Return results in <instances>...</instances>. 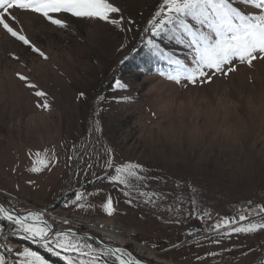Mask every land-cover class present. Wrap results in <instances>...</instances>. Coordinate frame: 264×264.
<instances>
[{
	"label": "rangeland",
	"instance_id": "374dc122",
	"mask_svg": "<svg viewBox=\"0 0 264 264\" xmlns=\"http://www.w3.org/2000/svg\"><path fill=\"white\" fill-rule=\"evenodd\" d=\"M115 2L134 27L120 31L69 17V28L62 30L20 14L29 38L48 55L46 61L0 31V199L20 210L34 205L74 212L79 219L112 218L125 233L133 232L124 247L148 264L157 263L139 248H149L147 243L156 249L154 256L171 264H264V230L230 238L216 233L185 243L187 230L203 219L214 224L236 217L247 204L264 206V61L254 68L238 66L235 74L210 85L184 89L159 75L157 69L171 67L167 59L159 58L164 64L151 69L153 60L147 57L153 55L144 29L162 0ZM161 47L188 58L189 50L174 40H164ZM17 72L30 75L48 93L50 110L37 107L38 98ZM116 79L127 88L117 89ZM109 148L117 163L144 165V190L166 199L152 205L134 196L128 204L119 187L104 179ZM46 149L54 151L59 164L30 172L29 151ZM77 192L85 194L91 208L66 206ZM109 195L116 202L112 216L101 207ZM204 212L211 217L200 219ZM0 223L5 233L13 231L7 221ZM81 231L119 246L87 226ZM4 236L0 244L7 245ZM13 239L16 248L30 247L49 264H64ZM14 257L15 251L9 261Z\"/></svg>",
	"mask_w": 264,
	"mask_h": 264
},
{
	"label": "snow or ice",
	"instance_id": "6c2138e0",
	"mask_svg": "<svg viewBox=\"0 0 264 264\" xmlns=\"http://www.w3.org/2000/svg\"><path fill=\"white\" fill-rule=\"evenodd\" d=\"M20 14L40 17L47 24L62 30L69 28V17L98 21L120 31L135 26V21L124 16L115 0H0V31L27 46L45 61L49 59L48 55L29 38ZM144 31L148 36L145 46L149 54L167 59L171 65L167 70L157 69L161 77L184 89L203 87L214 80L227 79L236 73L238 66L254 68L256 63L264 61V0H162ZM164 40H174L178 45H183L189 50L188 58L166 53L161 47ZM11 56L14 60H20L15 53H11ZM16 76L25 87L33 90L38 98V108L51 109L48 93L30 75L17 72ZM115 87L126 89L127 85L116 79ZM80 96H84V93L81 92ZM123 99L130 100L131 97ZM152 115L155 117L156 113ZM29 156L33 157V166L29 168L32 173H42L59 164V158L51 150L29 151ZM104 163L108 171L104 179L119 187L128 204L133 203L134 196L152 205L166 199L160 193L144 190L148 180L144 165L133 161L117 163L114 150L110 148ZM29 183L34 184L35 181ZM115 203L110 195L102 202L101 207L108 216L116 212ZM66 206L81 209L92 207L81 192L75 193V198ZM45 215L38 210H20L0 204V221H7L12 227L11 235L22 234L24 239L59 257L64 264H145L125 247H111L103 244V241V246H99L94 242V237L81 235L71 227L56 230L54 221L49 223ZM252 215L260 219L251 220L248 215L241 214L216 221L211 226L212 231L230 238L264 230V206H260V211ZM204 216L211 217V213L204 212L199 218L203 219ZM63 223L70 222L64 220ZM4 235L5 226L0 223V237ZM220 242L213 240L216 244ZM0 249H4L0 251V264H49L43 255L30 247L21 250L0 244ZM13 251L15 257L10 262L8 256Z\"/></svg>",
	"mask_w": 264,
	"mask_h": 264
},
{
	"label": "bare ground",
	"instance_id": "6f19581e",
	"mask_svg": "<svg viewBox=\"0 0 264 264\" xmlns=\"http://www.w3.org/2000/svg\"><path fill=\"white\" fill-rule=\"evenodd\" d=\"M260 206L261 205H254V206H252V205H248L247 204L241 210H238V215L236 214V217H238L241 214H244V215H248L250 219L256 218L257 216H254L252 214H253V212H259L260 211ZM59 216H61V213H57V212H55V210H50V216L47 215L45 218L49 220V223H53V221H55V219H56V222H60L61 219L55 218V217H59ZM81 221L82 222H81L80 225L87 226L88 228H90L91 231L98 232L99 234H102L105 237H107V236L108 237H111V239L119 245L118 247H124V246H126V244H127L126 242L128 241L129 235L131 233H133L132 230L130 231V233H125L123 230L126 229V228H122V226L120 224H118L112 218H107V219L106 218H98L95 221H92L90 219H83ZM100 225H103V227H100ZM53 227L56 230H60V229L66 230L67 229L66 228V225H64V224H62V228H60L59 226L56 227L55 222L53 224ZM78 233H80L81 235H84L86 237L87 236H91V237L94 236V234H91V233H88V232H82V231H80ZM19 236L20 235L7 234L6 235V242L9 243V244H11L12 246H16L17 247L18 245L14 242V239L13 238H15L17 240L18 239H24L22 235L20 237ZM27 241H30V240H27ZM30 242H32V241H30ZM35 245L38 246V249H41V250L46 251V249L40 247L38 244H35ZM99 246H101V245H99ZM139 248H141V250H143L144 248L147 249V247H140V246H139ZM49 254L52 255L51 253H49ZM151 254L153 255V258L156 260L157 264H165L166 263V262H161L160 258H158L156 255L154 256V253H151ZM166 264H171V263H166Z\"/></svg>",
	"mask_w": 264,
	"mask_h": 264
},
{
	"label": "built area",
	"instance_id": "2783aa9c",
	"mask_svg": "<svg viewBox=\"0 0 264 264\" xmlns=\"http://www.w3.org/2000/svg\"><path fill=\"white\" fill-rule=\"evenodd\" d=\"M31 206H32L31 207V210L42 211V212H44L46 214L45 217L47 215L50 216V211H48L46 208H37L34 205H31ZM75 214L77 215V213L70 212V211L61 212V216L55 217V218L61 219V221L60 222H56V219H55V221H54L55 222V225L56 226H59L60 228H62V224H64L63 221L64 220H68L70 223L69 224H64V225H66V228L71 227V228H73L74 231L80 232L81 229H82V226L80 227V224L82 222L81 220H83L85 218L79 219V217H78L79 215L76 216ZM82 216H84V215H82ZM227 218H229V217L228 216H224V217H222V218H220L218 220H223V219H227ZM212 225L213 224H209L208 219H203L201 226H199V227L195 226V227H192V228H190V229L187 230V232L185 233V235H186L185 243H189V242L191 243V242L197 241V240H199V239H201V238H203V237H205L207 235L216 234L217 232L212 231V227H211ZM221 231H224V230L222 229ZM10 233L11 232H6L5 233L4 241H6V239H5L6 238V235L7 234H10ZM7 245L11 246L13 249L16 248L15 246H12L9 243H7ZM147 246L148 247L150 246L149 248H147V250L149 252H151V253H154L153 252V249L154 250H156V249L152 246V244L147 243Z\"/></svg>",
	"mask_w": 264,
	"mask_h": 264
},
{
	"label": "trees",
	"instance_id": "16d2710c",
	"mask_svg": "<svg viewBox=\"0 0 264 264\" xmlns=\"http://www.w3.org/2000/svg\"><path fill=\"white\" fill-rule=\"evenodd\" d=\"M147 57L149 58V59H151V60H153V62L151 63V69H153V68H158L159 66H161V65H163L164 64V62L163 61H161L159 58H157L156 56H150V55H147Z\"/></svg>",
	"mask_w": 264,
	"mask_h": 264
},
{
	"label": "water",
	"instance_id": "95a60500",
	"mask_svg": "<svg viewBox=\"0 0 264 264\" xmlns=\"http://www.w3.org/2000/svg\"><path fill=\"white\" fill-rule=\"evenodd\" d=\"M0 204H4L6 207H8L1 199H0ZM93 237L95 238V242L98 243L99 245H101V241L95 235ZM103 244H105V243H103ZM101 246H103V245H101ZM108 246H111V245H108ZM111 247H113V246H111ZM145 264H148V263H145Z\"/></svg>",
	"mask_w": 264,
	"mask_h": 264
}]
</instances>
